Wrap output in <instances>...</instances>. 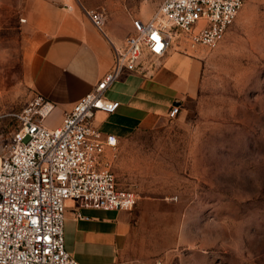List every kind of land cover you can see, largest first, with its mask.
<instances>
[{"label": "rangeland", "instance_id": "1", "mask_svg": "<svg viewBox=\"0 0 264 264\" xmlns=\"http://www.w3.org/2000/svg\"><path fill=\"white\" fill-rule=\"evenodd\" d=\"M81 1L119 29L150 19L162 2ZM28 4L0 0V161L37 99ZM174 50L201 62L197 91L174 118L119 142L112 157L117 187L137 195L141 221L137 246L118 264H264V0H246L216 48ZM54 116L45 125L57 124Z\"/></svg>", "mask_w": 264, "mask_h": 264}, {"label": "built area", "instance_id": "2", "mask_svg": "<svg viewBox=\"0 0 264 264\" xmlns=\"http://www.w3.org/2000/svg\"><path fill=\"white\" fill-rule=\"evenodd\" d=\"M68 1L63 4L67 10L77 3L83 9L78 0ZM245 1L162 0L150 19L132 21L124 46L114 48L109 71L64 114L60 125H45L55 106L41 97L19 116L21 126L0 162V264H79L64 245L68 201L86 209H134L137 195L119 189L112 172L108 152L117 148V139L94 125L98 112L111 115L119 107L106 92L124 73L152 72L158 60L181 45L190 52L216 48ZM86 14L102 32L103 15ZM179 111L174 103L167 117Z\"/></svg>", "mask_w": 264, "mask_h": 264}, {"label": "crops", "instance_id": "3", "mask_svg": "<svg viewBox=\"0 0 264 264\" xmlns=\"http://www.w3.org/2000/svg\"><path fill=\"white\" fill-rule=\"evenodd\" d=\"M78 1L83 9L77 3L67 10L63 4H70L68 0H29L23 20L31 89L55 106L50 116L58 122L49 128L60 125L64 114L109 71L114 48L123 47L132 31V23L119 29L115 20L99 31ZM156 63L152 72L124 73L108 90L113 96L105 94L119 107L111 115L98 112L94 125L102 135L115 136L117 148L133 132L155 128L174 103L197 91L199 60L171 50ZM117 148L108 154L113 157ZM140 224L135 209H86L68 201L65 249L79 264H118L137 246Z\"/></svg>", "mask_w": 264, "mask_h": 264}, {"label": "bare ground", "instance_id": "4", "mask_svg": "<svg viewBox=\"0 0 264 264\" xmlns=\"http://www.w3.org/2000/svg\"><path fill=\"white\" fill-rule=\"evenodd\" d=\"M1 162V161H0Z\"/></svg>", "mask_w": 264, "mask_h": 264}]
</instances>
